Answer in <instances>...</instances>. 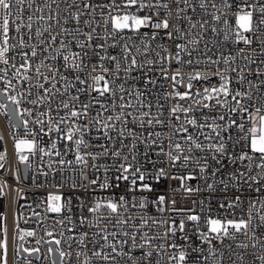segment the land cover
Here are the masks:
<instances>
[{"label": "snow or ice", "instance_id": "6c2138e0", "mask_svg": "<svg viewBox=\"0 0 264 264\" xmlns=\"http://www.w3.org/2000/svg\"><path fill=\"white\" fill-rule=\"evenodd\" d=\"M63 3L64 8H61L57 0H51V3L49 0H43L42 4L40 0H0V65L7 66L0 67V81L4 82L3 90H0V109H8V104L4 102L7 100L15 106L11 109L13 114L22 117L26 113L32 117L33 109L25 108L21 111V100L27 99L29 104L38 106L33 123L39 128L33 131V138H16L14 141L16 156L21 163L31 167L28 163L29 156L23 154L24 152L32 155L40 154L41 161L45 156L61 157L49 161L48 168L56 172L54 165L73 163L62 157L74 151L75 163L82 166L80 170L82 180H88L84 170L91 167L96 172L101 170L104 172L102 181L99 177L88 181L100 189L118 188L121 182H127L128 192L133 194L131 198L122 195L119 198L96 200L87 208L88 213L95 217V220L88 216H80L79 224L84 226L87 223L89 228L96 229L92 236L99 238L93 240L88 231L81 232L77 241L79 245L85 248L89 243L96 245V248L89 250L91 257H88L84 264H91L93 259L103 264H144L145 261L151 264V258L162 257L166 250H175L168 253V264H188L191 253L203 252L204 244L209 245L208 255L199 256L197 259L207 264L209 257H216L218 253L214 241L223 246L225 240L231 239L235 242L240 236L246 237L250 243L241 241L235 244V248L246 250L250 247L252 249L259 247L264 250V199L250 197L246 216L243 210L239 215L236 213V209L242 203L241 195L221 203L219 208L224 210V215L205 217L207 231L200 229L201 216L197 214H187L178 224L174 220L169 223L167 220L146 219L143 216L136 223L135 218L128 215L130 208H147L148 198L141 196L138 199L135 193L153 191L152 186L146 182L149 175L158 182L161 178L167 177L168 173L164 168H159L154 175L149 174L138 163L135 154L138 151V144L154 145L157 141L155 139L149 141L148 138L160 137L161 133L148 131L147 136L141 138L128 127L129 118L141 128L165 125L166 121L160 118L163 116L164 106L157 103L155 105L157 115L153 116L154 105L146 100L150 94L148 86H155L156 81L144 73L145 90L135 86L130 88L125 86L129 80L138 79L132 75L133 72L142 71L146 67L148 72H151L154 65L160 64V73L165 79L172 81L173 88L164 99L191 101L187 105L173 103L168 110L167 123L172 125L174 134H184L181 136L184 143L174 142L169 138V151L165 152L161 146L160 152L167 157L172 167H176L179 162L180 167L187 168L189 163L194 162L202 177L215 178L219 174L221 177L219 184L225 191L231 183L238 192H243L244 186H247L248 190L261 193L264 191V71L257 66L253 73L250 65L255 64L256 60L248 54V49L252 48L255 42L259 46L260 56L264 57V0H174V7L170 5L169 0H108L107 3L81 0L79 4L77 0H63ZM198 9L201 18L196 20L194 16ZM145 10H147L146 14H137ZM189 10L192 11L193 16L187 15ZM64 11H67V15L63 14ZM162 11L164 18L161 19ZM97 12L100 19L95 15ZM85 17L91 18L85 19ZM230 20H234V23H230ZM184 21L188 24L187 31L180 26ZM101 28L103 34L99 31ZM143 28H150L151 34L142 32ZM196 29L200 30V35H192L193 30ZM209 29L212 33L222 36L223 43L243 44L244 47L238 49V56L244 63L238 65V56L233 55L231 51L228 54L221 52L215 59L212 55H206L203 61L200 57L193 60L192 52L198 50L197 46L203 39V33L208 32ZM161 32L167 40L187 37V43L176 44L175 53L163 47L162 51L166 55H161V51L152 47ZM135 39L140 41L139 45L135 44ZM190 45L193 46L191 50H189ZM204 47L206 51H211L207 43ZM116 48H120L121 51L116 55L111 54V50ZM150 48L155 54L154 58H149ZM256 51L252 48L253 53ZM11 52H15V56H9ZM182 52L189 58L183 59ZM16 57H19L18 62ZM173 60L181 66L198 65L203 62L207 66L205 71L215 66L213 75L218 77L219 84H210L202 91L193 92V81L211 80V77L202 75L201 71L194 70L193 74L188 75L186 91H178L177 85L183 78L182 67L174 69L170 77L169 69L163 67L164 63L170 66ZM259 63L264 65V59H260ZM10 69L11 76H9ZM73 73H75L74 79L70 78ZM80 73L87 75L82 78ZM251 74L257 77L256 82L249 78ZM88 78L92 83L86 88L78 87L74 82L85 85ZM13 80L17 84L26 83L27 88L16 91V95L10 94L9 89L16 90ZM233 82L240 87L233 88ZM73 89L76 95H71ZM92 92L97 95L91 96L89 102L85 103L80 99L79 94L90 95ZM105 94L113 97V110L119 108L115 117L103 116V113L109 109L99 97H104ZM254 94L255 100H253ZM66 95L69 96L68 99L64 98ZM33 96L34 98H31ZM117 99L119 104L116 103ZM133 100L136 101L135 104ZM54 103L55 110L52 107ZM95 104H99L102 111H97L95 117L88 119L89 112ZM126 109L132 111H125ZM204 109L216 111L218 114L211 116L205 114L203 122H199L194 113L203 112ZM219 109L226 111L219 112ZM62 110H64L63 115H61ZM180 114H183V123H177L182 119ZM114 121H119L123 126L117 128ZM23 124L27 130L29 121L25 119ZM189 127L195 130V134L189 131ZM93 131L97 135L92 139L99 141L95 145L90 139H86V136H91ZM113 132L116 133L115 136L112 135ZM53 133L57 134V138L51 140L47 150L38 146L37 137L51 136ZM201 137L204 142L201 141ZM128 138H131V144L124 143ZM0 140H3L2 136ZM58 140L65 141L63 153L57 147ZM109 144H116L119 147L110 148ZM92 147L97 148L98 151H89L88 149ZM125 149L127 154L122 151ZM194 152H203L204 156L194 159ZM144 155L146 159L149 158L147 151ZM109 156L114 161L112 166L97 163L101 158ZM5 160L6 153L0 154V169L4 168ZM89 160L92 161L91 164ZM229 165L233 166V170L225 178L222 170ZM113 169L115 175L110 176L109 173ZM209 169L212 170L209 172ZM41 174L47 177L49 173L41 170ZM171 178L179 179L180 187L185 192L200 191L199 188L186 184V181L197 178L191 172L187 175H173ZM16 179L18 180L19 177ZM113 180L116 181L115 184ZM77 186L83 187L73 184V188ZM7 187L6 181L0 182V196L5 195L4 189ZM206 187L209 191L216 190L214 183H207ZM48 201L49 212L69 213L60 223L63 224L64 220L73 223L69 207L70 198L60 203L61 196L50 195ZM153 203L157 205L158 211L161 213L165 211L162 205L166 203V197L159 196ZM171 204L173 205L171 211H185L174 207L175 200H172ZM257 204L260 206L257 207ZM187 211L191 213V209ZM113 220L114 225L121 226L122 229L127 226L128 230L109 231L108 225L112 224ZM186 221L194 222L199 245L188 244L186 247L176 242L177 233L182 234L179 239L185 241L189 239L185 230ZM151 226L157 228L163 226L164 230L157 234L144 231ZM68 230L72 231V229ZM6 231L5 228V239L0 240V264H8ZM33 235L35 233L32 231L20 230L19 238L23 240L25 236ZM48 235L51 236L52 233ZM169 237L171 242H167ZM99 240L103 243H99ZM55 243L60 244V240H56ZM227 248L230 250L227 255L230 264L243 261L242 254H237L235 259L233 258V244H228ZM136 249L142 252L138 258L133 257V251ZM81 254L78 252L77 256ZM60 255L63 257L66 253L61 252ZM224 257L225 253L220 251L218 258L221 264H224ZM256 259L264 264V255ZM156 264H162V261L158 259Z\"/></svg>", "mask_w": 264, "mask_h": 264}, {"label": "built area", "instance_id": "2783aa9c", "mask_svg": "<svg viewBox=\"0 0 264 264\" xmlns=\"http://www.w3.org/2000/svg\"><path fill=\"white\" fill-rule=\"evenodd\" d=\"M41 4L43 0H40ZM92 3H107L108 0H90ZM51 3V0H49ZM57 3L61 5V8H64L63 0H57ZM77 3H81V0H77ZM170 5L173 7L174 0H169ZM182 6V5H181ZM82 7V4H81ZM55 8V5H53ZM234 10V9H233ZM129 11H135V9H129ZM47 13V10H46ZM147 13V10L137 13L139 15H144ZM64 15H67V11H64ZM97 19H100L99 13H95ZM187 15L193 16L191 10L188 11ZM231 16V13H229ZM91 17H85V19H90ZM155 18V17H154ZM160 18H164V12H161ZM201 17L199 15V9L197 14H195L194 19L199 20ZM35 21V17H34ZM230 23H234V20H230ZM185 31L188 30L187 21H184L180 25ZM87 30V29H85ZM101 34H103V29H99ZM142 32H148L151 34L150 28H143L141 29ZM128 35H132V33H127ZM192 35H200V30L196 29L193 30ZM135 44L139 45L140 41L138 39L134 40ZM35 43V41H32ZM186 38H176L174 40H167L164 38L163 32H161L160 36L157 38L156 41L153 42L152 47H154L157 51H161V55H166L162 51L163 47L168 48L169 52L175 53L177 51L175 45L176 44H186ZM207 43L208 49L211 51H206L204 44ZM58 46V45H57ZM193 46H189V50H191ZM240 47H244L243 44L235 45L231 43H223L222 36L214 34L209 29L208 32L203 33V39L201 43L197 46L198 50L192 52V59L195 60L197 57H200L203 61V58L206 55H212L213 59L217 58L221 52L228 54L229 51L233 55L238 56V49ZM252 48H255L257 51L255 53L252 52ZM252 48L248 49V54L252 55L253 58L256 60L255 64L250 65L253 69V73L257 66L264 71V65L259 63L260 59H264V57L260 56L259 54V46L257 43H253ZM27 50V49H25ZM74 51H78L79 49H73ZM121 51L120 48L112 49L111 54L116 55ZM150 57L154 58L155 54L152 52L151 48L149 49ZM9 56H15V52L9 53ZM181 57L183 59H188L189 57L186 53H181ZM143 57H141V60ZM16 61H19V57H16ZM242 62L237 58V64L241 65ZM59 66V64H58ZM112 67V65H108ZM0 67H7L5 65H0ZM161 67L160 64H156L153 66V71L148 72L147 67L142 71L138 70L132 73L133 76L138 77L135 80H129L126 87H138L141 90L144 89V73H147L149 77L156 81V85H149L148 91L149 95L146 97L147 101H151L154 105L152 109L153 116L157 115L155 105L157 103L164 106L163 108V116L160 117L166 121L165 125H152V126H145V128L139 127L137 124L131 122L132 118H129L128 127L133 129L137 136L144 138L147 136L148 131L152 132H160V137H150L148 138L149 141L151 139H155L157 141L156 144L149 146V143H140L137 145L138 151L135 153L138 158V163L143 166L144 169L147 170L149 174H153L159 169L164 168L168 173V176L165 178H161L158 182L152 178V175H149L148 180L146 181L149 183L153 191L152 192H143V193H135L137 198L139 199L141 196L148 198V205L146 209H139V208H130L128 215H131L135 218V222L138 223L139 219L143 216L144 218L148 219H156V220H167L171 223L173 220L178 224L181 219H185L187 214H197L201 216L200 220V229L202 231H207V227L205 225V217L211 215L213 217L220 215H224V210L219 208L221 203H225L228 200H232L236 195L242 196V203L236 209L237 215L241 213L243 210V214L247 215V208L249 198H258L264 199V191L261 193H255L247 189V186H244L243 192H238L235 188L232 187L231 183L229 184V188L227 191L223 190V186L219 184V179L221 178L218 174L217 177H202L199 173V168L196 167L195 163H189L187 168H183L179 166V162L177 163L176 167H172L170 162L168 161L167 157L160 152V147L164 148V151H169V138L172 141H179L184 143L181 140V136L184 135L174 134L172 125L167 123L169 112L168 110L172 107L173 103H181L187 105L191 103V101H172V100H165L164 97L167 93H171L173 91L172 88V81L170 79H165L164 76L160 73L159 68ZM163 67L169 69L168 76L172 75V72L176 68L182 67V80L181 83L177 85V90L180 92L186 91V85L188 83V75L193 74L194 70L201 71L202 75H207L211 77L210 81H193V92L202 91L204 87H208L211 85H218L219 79L217 76L213 75L215 70V66H213L210 70L205 71L206 65L201 62L198 65H179L172 61L171 65L169 66L167 63L163 64ZM90 71V68L89 70ZM99 73V69L97 70ZM67 74V73H66ZM81 77L84 78L87 73H80ZM229 75H235L229 73ZM9 76H11V69L9 70ZM75 73L71 74L70 78L74 79ZM254 82L257 81V77L254 74L249 76ZM78 87H88L92 83L91 79L88 78L87 83L85 85H80L78 82L74 81ZM119 83V81H118ZM13 84H16V90L9 89V93L12 95H16V91L20 90L21 88H27V84H17L15 80H13ZM59 86V85H58ZM4 82L0 81V90H3ZM233 88H239L240 85L233 82ZM75 89L71 91V95H76ZM80 99L85 103L89 102L91 96H96L97 93L92 92L90 95L79 94ZM31 98H34L31 97ZM65 99H68L69 96H65ZM19 99V97H18ZM59 97H57V100ZM100 101L108 107V111L103 113L104 117L108 115H112L115 117L118 112L119 108L117 107L115 110L112 108L113 97L108 94H105L104 97H99ZM256 99V95H253V100ZM7 101V100H6ZM10 102V101H8ZM7 103V102H5ZM116 103L119 104V100H116ZM136 101L133 100V104ZM21 111L25 108L33 109L34 115L29 117L26 113L23 114L21 117L19 114V121L18 124L10 115L8 109H0V136L3 137V140H0V154L6 153V160L4 163V168L0 169V182H7L8 187L4 189L5 195L0 196V240L5 239V232L4 229L6 228V239L8 244V264H84L85 260L88 257H91L90 249L96 248L95 244L89 243L87 247H83L78 244V239L80 237L81 232L88 231L89 236L93 240H98V237L92 236V233L96 231V229L89 228L87 223L84 226L79 224V218L81 215L88 216L90 219L95 220L91 214L88 213L87 208L92 206L93 202L96 200H102L104 198H119V196L127 195L129 198L133 195L132 193L128 192V185L127 182H121L118 188L113 187L107 190L100 189L97 186L91 185L88 181L99 177L100 181L104 178V172L101 170L100 172H96L95 169L88 167L84 170V174L87 175L88 180H82L80 170L82 168L81 165H77L75 163V152H69L66 156L62 158L66 160H71L73 163L71 165H59L56 164L54 167L56 168V172H53L48 168L49 161L58 160L61 157L55 156H45L41 161L40 154L32 155L31 153L24 152L23 154L29 156L28 163L31 167L27 166V178L24 179L23 172H22V165L15 152L14 141L16 138H29L32 139V133L34 130H38L39 126L33 123L35 119V113L38 110V106L31 105L27 102V99L21 100ZM39 107H46V106H39ZM53 109L55 110V103L53 104ZM146 110V109H145ZM63 111H61V115H63ZM97 111H102L99 104H95L92 110L89 112L88 119H92L96 116ZM125 111H132V109H126ZM225 109H219V112H224ZM207 115H216L218 114L216 111L204 109L203 112L196 111L194 115L198 118L199 122H203V116ZM182 119L180 122L183 123V114H180ZM191 115V114H190ZM28 120V128L25 129L23 124V120ZM117 125V128L122 127L123 125L119 121H114ZM46 130V129H45ZM189 131L192 134H195V130L189 127ZM97 135L95 131L91 133V136H86V139H90L93 145L98 144L99 141L92 139ZM113 136L116 135L115 132L112 133ZM57 134L53 133L51 136L43 135L41 137H37V143L39 147H44L46 150L51 144L52 139H56ZM201 141L203 138L201 137ZM131 138H128L124 141L125 144H131ZM110 148L119 147L116 144H109ZM58 149L61 153L65 150V141L58 140L57 143ZM89 151L96 152L98 151L97 148L92 147L88 149ZM238 150V149H237ZM83 151V150H82ZM124 154H127V150H122ZM145 151L148 153V159L145 158ZM194 159L203 157V152H194L193 153ZM122 160V157L120 158ZM92 161L89 160V164ZM100 164H107L112 166L114 161L111 156L106 158H101L97 161ZM214 163V162H213ZM155 165V167L153 166ZM41 170L48 172V176L45 177L41 174ZM212 169H209V172ZM233 170V166L229 165L228 168L223 169V175L226 178L228 173ZM191 172L196 179L186 181L187 186L193 188H199L200 191H193L191 193L185 192L181 187V181L179 179H172L173 175L181 176L187 175ZM110 176L115 175V170L113 169L112 172L109 173ZM16 177H19L17 180ZM113 184L116 183L115 180L112 181ZM207 183H214L216 185L215 191L207 190L206 184ZM73 184L83 185V187L77 186L73 188ZM86 189V190H85ZM61 196L60 203H64L69 198L71 199V203L69 205L71 212L70 215L72 217L73 223H68L67 220H64L63 224L60 221L63 219L65 215L69 213L67 211L62 212L60 214L49 212L48 209V197L49 196ZM159 196L166 197V203L162 205L165 208V211L161 213L158 211V207L153 201H155ZM175 200L176 204L174 207L176 209H183L184 212H174L171 211L173 205L171 201ZM83 205V208H81ZM260 205L257 204V207ZM191 209V213L187 210ZM211 209V212H209ZM11 218L13 220V224L11 225ZM18 225V227H17ZM68 229H72L69 231ZM20 230L24 232L32 231L35 233L33 236H25L22 240V248L25 251L27 249L25 256L19 254L18 250V242L21 240L19 238ZM109 231H121V230H128V227L125 226L123 229L121 226L114 225V220L112 224L108 225ZM164 230L163 226L157 228L155 226H151L150 228L144 229V231H149L150 234H157ZM188 234V241L183 239H179L182 235L181 233H177V240L178 244L184 245L187 247L188 244L192 245H199V239L196 233V228L194 226V222L186 221V228ZM48 233H52V235H48ZM18 237V238H17ZM72 237V239H69ZM118 239H122V237H118ZM60 240V244H56L55 241ZM241 241L245 243H250L246 237L240 236L235 242L231 239H227L224 242V245L221 246L218 242L217 244L218 253L216 257L210 256L207 264H221L219 260V252L222 251L225 253L224 257V264H230V261L227 260V255L229 253V249L227 248L228 244H233V258L235 259L237 254H242L244 259L243 261H237V264H262L259 259L261 255H264V250H261L259 247L256 249H252L251 247L246 250H241L235 248L236 243H240ZM167 242H171V237L168 238ZM99 243H103L102 240H99ZM71 245V247H69ZM204 251L200 253H191V258L188 261V264H205L203 260H198L197 257L199 256H206L209 252V245L204 244L202 245ZM51 249V251H50ZM35 250V251H33ZM127 250V248L125 249ZM175 250H166L165 255L162 257H153L151 258V264H156L157 260H161L162 264H168V253L173 252ZM191 251V249H189ZM61 252L66 253L63 257L60 255ZM82 253L79 257L77 253ZM83 253H86L83 254ZM142 255L141 250L136 249L133 251V257L138 258ZM91 264H103L96 259H93ZM147 264V261L144 262Z\"/></svg>", "mask_w": 264, "mask_h": 264}, {"label": "water", "instance_id": "95a60500", "mask_svg": "<svg viewBox=\"0 0 264 264\" xmlns=\"http://www.w3.org/2000/svg\"><path fill=\"white\" fill-rule=\"evenodd\" d=\"M4 102H7V104H8V111H9V113H10V115L12 116V118L18 123V124H20V121H19V117H18V115L17 114H13V112L11 111V109H13L15 106L14 105H12L11 104V102H8V101H4ZM22 172H23V177H24V179H26L27 178V165H25V164H23L22 165ZM22 240H20L19 242H18V252H19V254L20 255H22V256H25V255H27L26 254V252L23 250V248H22Z\"/></svg>", "mask_w": 264, "mask_h": 264}, {"label": "bare ground", "instance_id": "6f19581e", "mask_svg": "<svg viewBox=\"0 0 264 264\" xmlns=\"http://www.w3.org/2000/svg\"><path fill=\"white\" fill-rule=\"evenodd\" d=\"M13 224V220H12V218H11V225Z\"/></svg>", "mask_w": 264, "mask_h": 264}, {"label": "trees", "instance_id": "16d2710c", "mask_svg": "<svg viewBox=\"0 0 264 264\" xmlns=\"http://www.w3.org/2000/svg\"><path fill=\"white\" fill-rule=\"evenodd\" d=\"M18 238V237H17Z\"/></svg>", "mask_w": 264, "mask_h": 264}]
</instances>
